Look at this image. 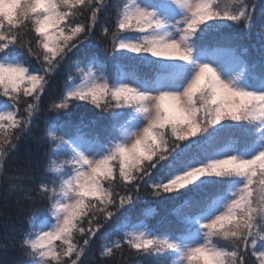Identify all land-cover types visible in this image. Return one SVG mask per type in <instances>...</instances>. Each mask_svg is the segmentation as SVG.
<instances>
[{
  "label": "snow or ice",
  "instance_id": "snow-or-ice-1",
  "mask_svg": "<svg viewBox=\"0 0 264 264\" xmlns=\"http://www.w3.org/2000/svg\"><path fill=\"white\" fill-rule=\"evenodd\" d=\"M112 7L115 22L98 36V13L111 16ZM257 16L264 21L256 0H0V169L38 118L51 75L74 51L83 52L75 61L80 82L70 75L49 110L70 112L76 102L99 109L87 137L83 114L47 132L49 153L67 158L52 160L51 186L41 181L29 195L47 200L55 221L24 234L29 264H78L114 217L130 213L145 185L162 199L206 189L217 197L194 200L195 218L163 238L144 222L106 233L124 235L110 239L101 258L127 245L138 255L173 256L171 264H264V37L258 60L247 48L221 46L241 39L226 34L233 24L248 30ZM93 41L113 60L134 59L163 75L108 78L88 51ZM230 135L242 151L194 155Z\"/></svg>",
  "mask_w": 264,
  "mask_h": 264
},
{
  "label": "trees",
  "instance_id": "trees-1",
  "mask_svg": "<svg viewBox=\"0 0 264 264\" xmlns=\"http://www.w3.org/2000/svg\"><path fill=\"white\" fill-rule=\"evenodd\" d=\"M117 2L118 0H107V3L113 6ZM256 2L264 3V0H256ZM109 11L111 16L98 13L100 22L97 30L98 36L102 33L103 27L109 26L108 22L113 24L115 22V8L112 7ZM257 11L259 12V9ZM228 23L232 24V22ZM128 34L136 35V33ZM226 34H235L241 39L234 41L232 44L225 43L221 45L222 47H237L238 50L247 48V54L250 58L259 59L258 37H264V21L259 16L252 19L250 29L242 30L241 27L233 24L230 29L226 30ZM108 46H111V40H108ZM87 47L88 51L96 53V59L105 65L104 75L108 78L114 79L123 76L132 79L138 76L155 80L157 75H163V73H158L150 66L134 59L113 60L109 53L105 52L103 47H97L94 41L89 43ZM214 47H216L215 44H210L208 52L211 53ZM16 52L19 53L20 49H16ZM135 55L133 53L128 54L129 57ZM82 56L83 52L76 53L74 51L68 62L59 65L51 75L47 91L42 95L40 101L41 111L37 113L38 118L34 120L30 131L20 135L15 147L7 153L3 168L0 169V264H29L30 257L25 255L21 247L24 234L35 232L44 223L53 220L49 213L47 200L29 198V195H35L41 181L51 186L56 175L49 170L51 161L56 160L59 163L67 158L63 154L57 156L54 152L49 153L50 142L46 139L47 132L49 130L58 131L57 125L60 122L68 119L77 120L83 114L84 126L81 127V132L87 137L93 128L91 120L99 113V109L87 102H76L77 107L72 108L70 112L58 114L49 110L50 103L64 91L65 81L68 80L70 75L73 76L76 83L80 82L75 61L81 59ZM80 66L85 67L83 64ZM33 67H38V65L33 62ZM2 109L3 105L0 104V110ZM207 147L210 148L205 152L206 154L219 156H223L224 152L229 150H243L240 138L235 135L223 136L210 145H205V148ZM194 155L199 157L197 152H194ZM163 165L164 162L158 165L157 168L161 171L166 170ZM61 171L67 172L70 171V168L62 165ZM15 177H21V179L17 180ZM13 184H16L17 187H12ZM29 189L31 193L28 192ZM150 192L151 189L148 186H142L141 195L134 201L130 213L114 217L93 238L78 264H153L156 261H164V263L170 264L175 257L170 255H138L135 254V250L129 249L127 245H124L121 250H114L115 254L113 256L101 258L102 247L108 245L110 239H122L124 235L123 230H117L115 235L111 237L107 236L106 233L119 229L124 224L144 222L149 225L151 231H154L158 236L161 233L165 237L170 234L173 226L195 218L194 200L207 197L208 203H211L217 196L214 190L207 189L187 196H177L175 193L164 194L168 199L153 196ZM53 243L60 246L62 242L57 240ZM222 243L224 245L226 242L222 241Z\"/></svg>",
  "mask_w": 264,
  "mask_h": 264
},
{
  "label": "rangeland",
  "instance_id": "rangeland-1",
  "mask_svg": "<svg viewBox=\"0 0 264 264\" xmlns=\"http://www.w3.org/2000/svg\"><path fill=\"white\" fill-rule=\"evenodd\" d=\"M97 75H100L99 73H97ZM3 111V109L2 110H0V112H2ZM211 147V146H210ZM210 147H207L206 149V151H208V149L210 148ZM206 151H203V152H197V155H199V156H201V155H210V154H206L205 152ZM217 197V196H216ZM216 197H215V199H216ZM215 199H213V200H215ZM55 221H54V219L52 220V223H54ZM48 224V222H46V223H44V225L43 226H46ZM160 235L159 236H161V238H163L164 236L163 235H161V233H159ZM219 245L220 246H222L223 245V243H222V241H219ZM158 262H162V261H156L155 263H153V264H158ZM162 264H169V263H164V261L162 262ZM171 264V263H170Z\"/></svg>",
  "mask_w": 264,
  "mask_h": 264
}]
</instances>
